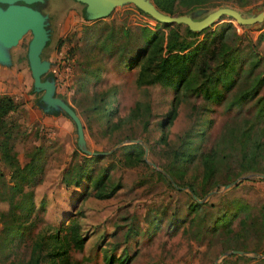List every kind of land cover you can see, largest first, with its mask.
<instances>
[{
	"label": "rangeland",
	"instance_id": "obj_1",
	"mask_svg": "<svg viewBox=\"0 0 264 264\" xmlns=\"http://www.w3.org/2000/svg\"><path fill=\"white\" fill-rule=\"evenodd\" d=\"M32 6L48 14L49 37L40 57L49 65L42 76L51 74L54 94L78 115L84 147L101 153L81 150L73 122L36 103L41 91L32 85L27 31L7 48L8 61L0 62V94L14 101L6 115L11 150L24 166L40 147L42 173L36 184L23 182L22 191H15L7 180L11 165L0 159V264H246L253 259L244 257H263L264 176L224 185L264 174V118L256 119L255 99L228 105L264 71V16L240 24L222 13L202 28L192 79L174 90L136 82L146 53H139L145 46L142 27L165 36L172 25L183 33L184 23L162 22L131 2L91 19L77 0ZM172 6V14L201 9L197 18L219 6L248 16L263 9L264 0H174ZM221 43L235 48L241 67L232 88L215 101L204 96L196 65H214ZM247 131L248 142L258 143L250 163L263 171L237 174L249 162L239 150ZM213 146L215 167L206 178L203 153ZM28 189L30 211L23 193ZM241 219L248 223L245 234ZM239 241L256 245V252L221 254Z\"/></svg>",
	"mask_w": 264,
	"mask_h": 264
},
{
	"label": "trees",
	"instance_id": "obj_2",
	"mask_svg": "<svg viewBox=\"0 0 264 264\" xmlns=\"http://www.w3.org/2000/svg\"><path fill=\"white\" fill-rule=\"evenodd\" d=\"M153 1L156 7H158L160 10L171 14L174 12L172 6L174 0ZM204 1L205 0H181L183 4L194 5ZM142 28L145 31V46L140 48L139 53L141 52V54H143L144 51H146V53L145 61H143V63L138 68L135 78L136 82L138 84L143 82H159L172 87L174 90H177L180 86L188 85L192 79V73L194 72V70H191V67L196 64L195 62L198 51L201 48V44L203 42H196L195 40L197 35L203 29L191 30L186 24H184L183 33H179L172 25V27L168 29L165 36H163L159 29L151 30L146 27ZM260 35L264 37V33H260ZM216 54H218L219 60H217L214 65H211L208 62H202L201 64L199 63L196 65V70H198L202 76L199 86L202 89L204 96L214 99L215 101H219L223 96V92H226L232 88L234 84V74L237 73L241 65L237 60V53L234 47H229L224 43H221ZM257 59L258 58L255 57V63ZM135 60L136 59L127 63L128 66H132ZM47 75L51 74L46 73V75L43 77ZM39 96L40 95H38L35 100L37 104L42 106ZM247 99H255V103L257 105L255 113L256 119L264 118V71L257 74L249 86L233 94L228 100V105H239ZM13 108L14 101L12 97L7 94H0V159L11 165V171L7 179L10 181L9 187L15 191L21 192L23 182L28 183L29 186H33L39 181L42 173V166L38 162L40 156V147H36L31 151L30 157L25 162L24 166H20L14 151L11 150L10 138L12 135V123L8 121L6 115ZM112 111L113 109L108 110L107 115H110ZM48 112L57 113L61 111L50 109ZM61 113L70 119V117L65 112ZM248 135V131L244 132L243 139L239 141V150L242 158H247L249 162L247 163V167H241L237 174L245 172L246 170L263 171L261 168L257 167L255 163H250L252 160H254L256 154H258V143L248 142ZM129 144L131 146L137 145L135 143ZM216 144H218V142H216ZM184 154L185 153L181 152V157L184 156ZM215 155V146L203 153V176L206 178L211 175L214 170ZM114 188L115 187H112L110 191L106 192L105 196H108L110 193H112ZM23 193L26 194L27 198L29 199L28 211H30L33 206L32 190L28 189ZM195 204H198V202L195 201ZM245 221V219H241L239 221L242 223L240 228L243 234L247 232L248 223ZM72 232L75 234L74 231ZM75 237L78 241H81L80 237ZM232 248L251 252H256L257 250L256 245L249 246L247 243H245V241L237 242ZM234 255L235 257H243V255L240 253H235ZM244 258L246 261L253 259V261L246 262V264H264V256H250ZM121 261H125L124 257L121 258Z\"/></svg>",
	"mask_w": 264,
	"mask_h": 264
},
{
	"label": "water",
	"instance_id": "obj_3",
	"mask_svg": "<svg viewBox=\"0 0 264 264\" xmlns=\"http://www.w3.org/2000/svg\"><path fill=\"white\" fill-rule=\"evenodd\" d=\"M41 0H0V62L6 63L9 59L7 48L17 43L19 38L30 31L31 36L27 43L26 57L32 77V85L35 91H41L40 101L42 109L48 112L50 109L65 112L75 125V134L78 147L86 153L100 154L84 147L82 124L75 110L61 96L54 94V82L51 75L45 77L49 61L40 57V51L49 37L48 14L41 12L32 3ZM84 4L86 18H97L106 15L114 6L125 2L133 3L140 10L150 14L162 22H182L191 30H200L207 24L224 13L231 16L237 23L252 24L258 22L264 16V8L254 14L243 16L238 10L229 6H219L201 17H195L201 13V9H195L190 13L170 14L159 10L150 0H77ZM204 11V10H203ZM259 175L260 172H252L238 176L224 186H228L243 176ZM200 200V199H199ZM230 252L242 253V250L230 249L222 251V255ZM216 260L212 264H215Z\"/></svg>",
	"mask_w": 264,
	"mask_h": 264
}]
</instances>
